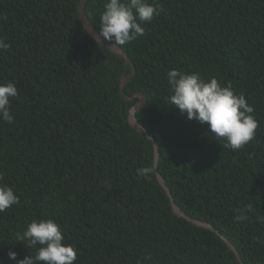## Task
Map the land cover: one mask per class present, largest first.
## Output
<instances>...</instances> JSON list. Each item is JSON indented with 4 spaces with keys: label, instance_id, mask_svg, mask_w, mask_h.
Segmentation results:
<instances>
[{
    "label": "trees",
    "instance_id": "obj_1",
    "mask_svg": "<svg viewBox=\"0 0 264 264\" xmlns=\"http://www.w3.org/2000/svg\"><path fill=\"white\" fill-rule=\"evenodd\" d=\"M0 0V264H264V0Z\"/></svg>",
    "mask_w": 264,
    "mask_h": 264
},
{
    "label": "water",
    "instance_id": "obj_2",
    "mask_svg": "<svg viewBox=\"0 0 264 264\" xmlns=\"http://www.w3.org/2000/svg\"><path fill=\"white\" fill-rule=\"evenodd\" d=\"M85 3H86V0H81L80 4L78 6V18H79V21L82 24L83 28L85 29V31L88 33V35L92 39H94L102 47L106 48L107 50H109L110 52L115 54L118 58L123 59L124 64H125V68H127V66H131V71L126 76H125V73L122 74V76L120 78V87H119V91H120L121 95L125 98V100L134 102V105L129 110L128 123L140 135H142L143 137H145L146 139H148L152 142V144H153V169L155 171V176H156V179L158 181L160 188L165 192V194H166V196L170 202L173 213L177 217L183 218L186 221L192 223L193 225H196L198 227H202L204 229H208V230L218 234V232L215 229H213L209 224H207L205 222H201V221L191 219L190 217L186 216L184 213H182L180 211V209L173 202L171 195H170V193H169V191H168V189L164 183L163 178L157 172V163H158L159 156H158L156 144L154 143L152 138L147 134L145 129L138 124L136 117H135V114L145 105V99L141 94H135L131 97H128L123 92V89L126 86V84L133 78V76L135 74V68H134L132 62L126 56L124 51H122L118 46L114 45L113 43L108 42L93 28V26L90 24V22L88 21V19L85 16V13H84ZM220 238L223 240V242L226 244V246L233 252L234 256L236 257L237 262L239 264H242V262L238 256L236 250L234 249V247L224 237L220 236Z\"/></svg>",
    "mask_w": 264,
    "mask_h": 264
}]
</instances>
